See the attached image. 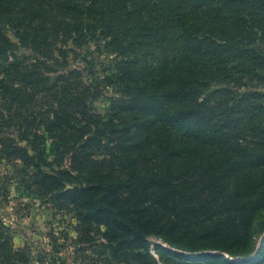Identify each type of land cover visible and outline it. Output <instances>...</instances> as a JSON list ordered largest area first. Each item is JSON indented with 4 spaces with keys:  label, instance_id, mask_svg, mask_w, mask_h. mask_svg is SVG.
Here are the masks:
<instances>
[{
    "label": "trees",
    "instance_id": "trees-1",
    "mask_svg": "<svg viewBox=\"0 0 264 264\" xmlns=\"http://www.w3.org/2000/svg\"><path fill=\"white\" fill-rule=\"evenodd\" d=\"M185 1L0 0V166H9L0 176V196L14 179L41 197L69 200L84 223L97 219L104 226L99 245L110 252L120 245L126 250L129 242L144 249L149 234L182 240L188 235L183 221L195 211L178 191L182 182L171 180L182 170L161 166L148 173L149 157L168 162L183 155L211 169L206 163L214 162L227 176L237 161L264 163V0ZM197 9L203 15L195 20ZM98 27L110 37L108 46L127 54L110 82L119 95L108 119L92 108L100 90L85 82L81 69H66L65 46L79 45ZM146 43L165 57L157 68L138 72L137 54L131 58L128 51ZM253 171L245 174L254 177ZM239 188L214 208L208 200L196 205L211 216L221 208L228 213ZM160 210L181 222L168 217L175 225L167 226ZM226 231L241 243L237 231ZM7 232L0 220L5 249ZM81 237L76 241L92 239ZM139 254L141 264H158L148 249ZM164 262L264 264V241L241 262L219 254Z\"/></svg>",
    "mask_w": 264,
    "mask_h": 264
},
{
    "label": "rangeland",
    "instance_id": "rangeland-1",
    "mask_svg": "<svg viewBox=\"0 0 264 264\" xmlns=\"http://www.w3.org/2000/svg\"><path fill=\"white\" fill-rule=\"evenodd\" d=\"M193 2L194 0H186L184 3L190 5ZM199 10L193 11L195 20L203 15ZM127 27H130V24H127ZM4 29L10 39L15 41L14 31L7 25H4ZM100 29L98 27L92 35L85 32V39L80 41L79 45L68 43L65 46L66 69H81L85 82L100 90L101 93L93 101L92 108L94 113L108 119L110 113L114 112L113 100L119 95L110 82L119 62L125 60L127 54L121 53L122 47L112 49V46H108L110 37H103ZM106 32L107 30H104V33ZM146 32L147 30L142 38H147L149 33ZM139 34L141 33L136 32L137 40L140 39ZM148 45L134 47L137 50L133 53L128 51L131 58L137 54L138 62L134 68L138 72H142L145 65L157 68L164 60L163 53H154L152 47ZM255 138L248 136L249 140ZM261 146L264 148L263 144ZM132 151L137 153L138 149ZM46 155L49 160L53 157L50 142L46 145ZM182 156L170 157L168 162L161 161L160 156L149 157L146 161L148 173L151 170H159L161 166H168L171 170L177 168L182 170L171 180L178 184L182 182L178 191L185 192V204L195 208V211L188 213L183 221L185 233L188 235L180 237L182 240L176 239L175 235L174 239H169L167 236L149 234L151 241L144 249H140L137 243L129 242L126 250L120 245L110 252L108 247L99 245L104 240L98 230L103 232L104 226L97 222V219L84 223L78 218L74 206L68 203L69 200L41 197L34 190L24 188L13 179L8 183L4 195L0 196V220L8 227L7 233L10 237L8 249H5V246L0 247V264H141L142 256L139 252L145 249L158 260V264H165V259L169 262L178 259L193 262L204 259V256L213 258L214 254L228 259L233 258L238 262L253 256L264 241V174L255 173L256 170H264V163H259L257 159L237 161L233 174L227 176L220 173L221 165L216 166L214 162L206 163L212 170L209 167L205 168L196 160L192 161ZM62 166L68 168L67 159ZM136 166L139 168L144 165L142 162ZM8 169V165L0 166V176ZM250 169L254 170V177L245 174ZM237 184H240L241 195L234 198V205L228 207L230 210L228 213L221 208L222 213L211 216L202 212L196 205L208 200L210 207L214 208V203L224 200ZM161 212L163 216H160V220L168 223L167 226L172 228L175 225L167 222L168 217H172L175 223L181 222L180 219L173 218L171 211ZM228 227L238 232L236 238L241 242L239 245L235 243L234 238L228 237L226 231ZM87 234L92 239L87 242L76 241L81 236L85 238ZM189 252L195 253L196 257L191 259L188 256ZM161 254L165 259H159Z\"/></svg>",
    "mask_w": 264,
    "mask_h": 264
}]
</instances>
